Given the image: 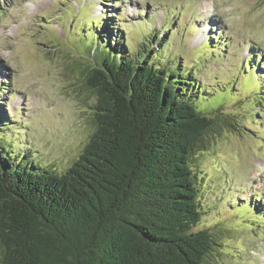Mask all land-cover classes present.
<instances>
[{
	"label": "rangeland",
	"instance_id": "374dc122",
	"mask_svg": "<svg viewBox=\"0 0 264 264\" xmlns=\"http://www.w3.org/2000/svg\"><path fill=\"white\" fill-rule=\"evenodd\" d=\"M97 41L121 57L150 46L201 112L238 122L192 155L195 230L218 236L203 264H264V0H0L7 155L58 174L77 159L93 131L80 70Z\"/></svg>",
	"mask_w": 264,
	"mask_h": 264
},
{
	"label": "trees",
	"instance_id": "16d2710c",
	"mask_svg": "<svg viewBox=\"0 0 264 264\" xmlns=\"http://www.w3.org/2000/svg\"><path fill=\"white\" fill-rule=\"evenodd\" d=\"M99 42L80 70L93 131L77 159L58 174L0 142V264H203L218 236L195 230L192 155L240 126L201 112L150 46L121 57Z\"/></svg>",
	"mask_w": 264,
	"mask_h": 264
},
{
	"label": "bare ground",
	"instance_id": "6f19581e",
	"mask_svg": "<svg viewBox=\"0 0 264 264\" xmlns=\"http://www.w3.org/2000/svg\"><path fill=\"white\" fill-rule=\"evenodd\" d=\"M203 6V5H202ZM206 7V6H205ZM210 6H207L206 8L208 9ZM206 28H203V30H205ZM207 30V29H206ZM205 30V31H206ZM202 34H197V36H196V38H195V40H193V42H198L199 40H201L202 39Z\"/></svg>",
	"mask_w": 264,
	"mask_h": 264
}]
</instances>
